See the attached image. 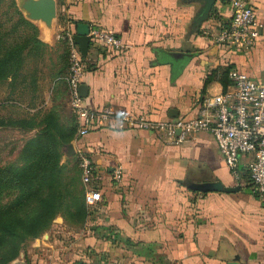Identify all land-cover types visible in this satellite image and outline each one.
<instances>
[{
    "label": "crops",
    "instance_id": "0c3cea01",
    "mask_svg": "<svg viewBox=\"0 0 264 264\" xmlns=\"http://www.w3.org/2000/svg\"><path fill=\"white\" fill-rule=\"evenodd\" d=\"M55 1L47 28L86 34L97 23L124 43L89 44L82 90L90 107L190 117L204 94L229 85L220 79L225 68L264 78V0H246L262 23L247 50L213 39L231 17L228 0H214L206 17V0ZM76 144L96 165L99 199L86 203L70 258L76 250L92 264H228L238 254V264H264V195L250 184L252 153L240 155L237 180L209 130L174 143L161 130L101 127ZM211 181L239 188L213 189Z\"/></svg>",
    "mask_w": 264,
    "mask_h": 264
},
{
    "label": "rangeland",
    "instance_id": "374dc122",
    "mask_svg": "<svg viewBox=\"0 0 264 264\" xmlns=\"http://www.w3.org/2000/svg\"><path fill=\"white\" fill-rule=\"evenodd\" d=\"M29 1L0 3L1 30L23 42L29 34H35V38L27 40L29 48L18 70L0 79V168L20 173L49 155L60 171L48 177L43 186L42 194L47 198L44 205L49 206L47 216L42 207H37L38 198L25 204L23 208L29 212L21 214L27 216L19 215L15 221L29 232H25L17 254L2 264H73L80 252L75 250L70 258L68 251L76 248L84 220L80 211L73 210L75 189L82 181L76 124L69 103L68 45L59 36L62 28H47V24L30 16L25 7ZM15 8L37 26L36 31L24 28ZM17 194L18 187H2L0 209L14 201ZM76 196L84 202L83 194ZM2 218L7 220L10 215L4 214Z\"/></svg>",
    "mask_w": 264,
    "mask_h": 264
},
{
    "label": "built area",
    "instance_id": "2783aa9c",
    "mask_svg": "<svg viewBox=\"0 0 264 264\" xmlns=\"http://www.w3.org/2000/svg\"><path fill=\"white\" fill-rule=\"evenodd\" d=\"M231 17L226 25L217 26L215 42L249 49L259 34L262 23L256 19L253 7L246 0H228ZM89 44L122 50L124 43L112 29L97 23L89 25ZM66 39L69 51L68 88L69 103L76 122L78 138L93 129L139 128L163 131L171 142L182 141L187 133L209 130L220 150L225 163L235 179H240V155L252 153L247 164L252 190L264 195V78L258 80L247 73L231 68L229 85L218 93L204 94L197 101L195 115L186 117L151 118L142 111H118L111 103L90 107L84 102L80 90L82 76L89 64L71 30L63 29L59 34ZM78 166L84 185V201L93 205L99 199L95 185L96 165L90 153L78 147ZM119 176L120 167L113 169Z\"/></svg>",
    "mask_w": 264,
    "mask_h": 264
},
{
    "label": "trees",
    "instance_id": "16d2710c",
    "mask_svg": "<svg viewBox=\"0 0 264 264\" xmlns=\"http://www.w3.org/2000/svg\"><path fill=\"white\" fill-rule=\"evenodd\" d=\"M2 0H0L1 3ZM18 13V20L23 22V26L31 31H36L37 26L27 19L22 12L15 8ZM2 24V23H1ZM29 38H35V34H29L26 38L22 39L25 42L15 38L13 34L0 29V79L14 74L20 67L25 51L29 48L27 40ZM221 82L224 87L231 82L228 76V68H225L221 76ZM75 118V117H74ZM76 124V122H75ZM39 168V169H38ZM36 177L34 178V172ZM60 171L58 163L55 161L52 163L49 155H45L39 162H34L28 167H24L20 173L14 171L11 168H0V189L2 187H18L19 194L16 195L14 201L7 204L5 208L0 209V264L8 261L14 257L24 240L29 229L22 225H18L15 221L21 213H28L24 206L29 204L33 199L38 198V206L42 207L44 215L47 216L49 206L44 205V201L47 199L43 193V186L48 177L54 176ZM80 175V169H79ZM81 179V178H80ZM84 195V186L82 182L76 187L73 196V210L82 213V219L85 220L87 216V207L85 201H80L78 194ZM8 214L10 218L5 220L2 215ZM27 216V215H22ZM44 220V219H43ZM43 227L40 225L38 230ZM37 230V231H38ZM36 233V231H35Z\"/></svg>",
    "mask_w": 264,
    "mask_h": 264
},
{
    "label": "water",
    "instance_id": "95a60500",
    "mask_svg": "<svg viewBox=\"0 0 264 264\" xmlns=\"http://www.w3.org/2000/svg\"><path fill=\"white\" fill-rule=\"evenodd\" d=\"M214 0H206L205 7H204V17H206L212 3ZM25 7L27 11L30 13V16L34 19H41L45 22V24L49 25L50 21L53 17L56 15V1L55 0H31L25 4ZM88 31V29H87ZM75 41L79 44L80 51L83 56L87 55L88 47H89V37L84 33H75L74 34ZM176 55H181V53H173ZM83 84H80V90L82 95L84 96L85 93L82 90ZM213 189L218 190H226V191H232L235 189H238V185H223L219 181H211L209 183H206ZM239 259V255L236 254L234 256L233 261L229 262L228 264H238L236 260ZM73 264H92L89 262H85L82 260H77Z\"/></svg>",
    "mask_w": 264,
    "mask_h": 264
},
{
    "label": "bare ground",
    "instance_id": "6f19581e",
    "mask_svg": "<svg viewBox=\"0 0 264 264\" xmlns=\"http://www.w3.org/2000/svg\"><path fill=\"white\" fill-rule=\"evenodd\" d=\"M37 20H41V19H37ZM42 21V20H41ZM44 22V21H43Z\"/></svg>",
    "mask_w": 264,
    "mask_h": 264
}]
</instances>
